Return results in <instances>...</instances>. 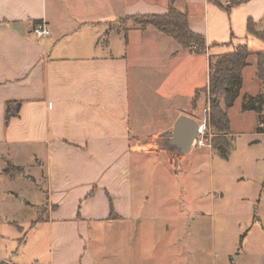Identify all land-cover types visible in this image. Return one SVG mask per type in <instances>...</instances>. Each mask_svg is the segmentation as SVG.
<instances>
[{
	"label": "crops",
	"instance_id": "1",
	"mask_svg": "<svg viewBox=\"0 0 264 264\" xmlns=\"http://www.w3.org/2000/svg\"><path fill=\"white\" fill-rule=\"evenodd\" d=\"M171 6L187 12L192 32L205 37L204 54L124 20L165 15ZM250 22L264 31V0H0V174L10 181L18 173L12 167L21 174L30 168L45 201L22 241L28 250L11 249L1 264H101L95 232L124 228L128 236L141 228L139 210L149 198L138 196L135 156L144 170L164 158L134 147L141 141L131 123L133 99H143L148 83L164 103L177 101L161 126L169 129L180 114L195 118L205 105L211 61L246 45L251 55L239 94L231 105L221 102L230 121L221 134L234 137L232 114L239 112L264 135L259 113L243 109L245 99L264 92L257 75L264 41L249 32ZM43 23L50 34L38 37L34 28ZM10 101L21 106L7 120ZM252 255L239 253L233 264H264V251Z\"/></svg>",
	"mask_w": 264,
	"mask_h": 264
},
{
	"label": "rangeland",
	"instance_id": "2",
	"mask_svg": "<svg viewBox=\"0 0 264 264\" xmlns=\"http://www.w3.org/2000/svg\"><path fill=\"white\" fill-rule=\"evenodd\" d=\"M152 85L148 83L143 99L137 94L133 99L131 123L138 125L135 129L141 141H134V147L157 150L165 159L144 170L135 156L138 196L142 193L149 198L147 206L139 210L144 221L128 236L124 228L95 232L91 243L98 261L233 264L239 253L253 252L255 257L264 251V135L252 130L250 119L242 120L239 112H233L234 137L218 133L212 124L210 145L173 157L159 147L157 139L161 126L169 125L177 101L164 103L151 94ZM206 106L194 117L200 118ZM212 115L211 107V119ZM219 136L227 139L229 158L214 148ZM25 171L13 172L10 181L0 174V255L21 247L28 250L22 241L39 216L36 210L44 208L40 182L28 178L34 174L30 168Z\"/></svg>",
	"mask_w": 264,
	"mask_h": 264
},
{
	"label": "trees",
	"instance_id": "3",
	"mask_svg": "<svg viewBox=\"0 0 264 264\" xmlns=\"http://www.w3.org/2000/svg\"><path fill=\"white\" fill-rule=\"evenodd\" d=\"M220 5H222L220 3ZM125 21L132 20L134 28L145 29L149 26L155 27L164 34H168L179 45V47L189 49L194 54H204L207 51V43L204 36L192 32L189 26L187 12L178 10L171 6L165 15H148L125 18ZM129 26L126 31L129 30ZM248 30L264 41V31H257L255 23L250 22ZM251 53L246 45H240L235 51L227 52L211 61L210 83L208 90L211 93V106L213 108L212 124L218 133L228 134L230 131V121L228 113L221 105L222 100L226 106L231 105L239 94L242 81V70L248 64ZM259 69L258 76L264 84V52L258 54ZM200 95L201 92L198 91ZM244 110H254L260 115V125L257 130L264 132V92L256 97H249L243 103ZM21 103L10 101L7 103V120L18 113ZM220 137V136H219ZM223 137V136H222ZM223 140V141H220ZM227 139L217 138L214 148L223 156H228ZM179 160V159H177ZM21 172L20 168L12 167Z\"/></svg>",
	"mask_w": 264,
	"mask_h": 264
},
{
	"label": "water",
	"instance_id": "4",
	"mask_svg": "<svg viewBox=\"0 0 264 264\" xmlns=\"http://www.w3.org/2000/svg\"><path fill=\"white\" fill-rule=\"evenodd\" d=\"M199 122L185 113L180 114L174 124L158 135L159 147L171 156H184L191 152L197 139Z\"/></svg>",
	"mask_w": 264,
	"mask_h": 264
},
{
	"label": "built area",
	"instance_id": "5",
	"mask_svg": "<svg viewBox=\"0 0 264 264\" xmlns=\"http://www.w3.org/2000/svg\"><path fill=\"white\" fill-rule=\"evenodd\" d=\"M36 36L44 37L50 34V28L47 24L43 23L34 28L33 31ZM209 92V91H208ZM206 108L203 111V114L198 118L199 127L197 133V139L195 141V147L207 146L210 145L211 140H213L214 134L212 132V121L210 116L211 111V93H208V99L206 101Z\"/></svg>",
	"mask_w": 264,
	"mask_h": 264
}]
</instances>
